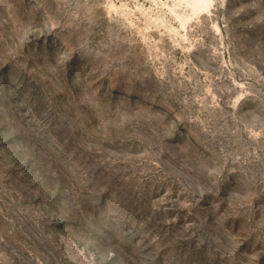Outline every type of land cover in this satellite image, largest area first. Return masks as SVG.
Instances as JSON below:
<instances>
[{
	"label": "rangeland",
	"instance_id": "374dc122",
	"mask_svg": "<svg viewBox=\"0 0 264 264\" xmlns=\"http://www.w3.org/2000/svg\"><path fill=\"white\" fill-rule=\"evenodd\" d=\"M0 264H264V0H0Z\"/></svg>",
	"mask_w": 264,
	"mask_h": 264
}]
</instances>
